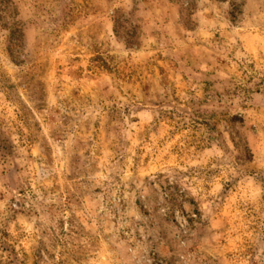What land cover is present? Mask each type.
Returning <instances> with one entry per match:
<instances>
[{
	"label": "rangeland",
	"instance_id": "1",
	"mask_svg": "<svg viewBox=\"0 0 264 264\" xmlns=\"http://www.w3.org/2000/svg\"><path fill=\"white\" fill-rule=\"evenodd\" d=\"M0 264H264V0H0Z\"/></svg>",
	"mask_w": 264,
	"mask_h": 264
},
{
	"label": "trees",
	"instance_id": "2",
	"mask_svg": "<svg viewBox=\"0 0 264 264\" xmlns=\"http://www.w3.org/2000/svg\"><path fill=\"white\" fill-rule=\"evenodd\" d=\"M123 23H125V21H124ZM121 24H122V22L118 20V17H116V18L113 20V26H114L115 30L118 29V28L120 27Z\"/></svg>",
	"mask_w": 264,
	"mask_h": 264
}]
</instances>
